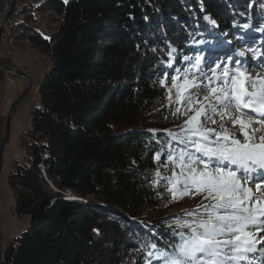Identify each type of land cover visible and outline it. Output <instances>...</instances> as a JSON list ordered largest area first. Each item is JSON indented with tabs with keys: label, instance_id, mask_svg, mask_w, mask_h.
<instances>
[{
	"label": "trees",
	"instance_id": "trees-1",
	"mask_svg": "<svg viewBox=\"0 0 264 264\" xmlns=\"http://www.w3.org/2000/svg\"><path fill=\"white\" fill-rule=\"evenodd\" d=\"M37 7L58 17L49 38L29 16L10 33L47 49L51 60L21 137L25 156L8 173L15 210L30 216V226L0 262L147 264L150 243L161 250L175 243V217L162 214L174 205L170 185L154 183L157 170L168 176L174 166L155 155L170 140L165 130L178 132L182 120L159 83L174 69L160 62L169 44L181 68L199 47L193 38L234 41L241 33L234 23L264 25V0H43Z\"/></svg>",
	"mask_w": 264,
	"mask_h": 264
},
{
	"label": "snow or ice",
	"instance_id": "snow-or-ice-1",
	"mask_svg": "<svg viewBox=\"0 0 264 264\" xmlns=\"http://www.w3.org/2000/svg\"><path fill=\"white\" fill-rule=\"evenodd\" d=\"M204 19L216 26V21L209 16ZM234 26L241 29L237 37L241 42L248 43L252 39L248 33L264 34V25L253 28L250 23H234ZM191 43L203 45L208 41L193 38ZM168 47L169 59L160 63L174 69V73L170 75L165 71L159 83L163 86L166 80L172 81L168 103L169 106L179 105L172 113L174 116L193 114L177 126L178 132L165 130L170 140L163 142L155 159L159 161L164 154L167 157L164 167L169 164L174 167L168 176L157 170L154 183L160 185V181H165L172 185L167 191L174 200L200 194L207 203L183 210L190 219L177 217L175 227L169 225L175 243L164 250L150 243L152 251L148 255L158 264H242L244 261L251 264L248 254L259 252L264 264V236H260L264 232V136L256 143L254 136L245 130L258 123L260 128L252 129L253 133L264 131V77L259 74L253 77L247 72L249 55L264 70V41L216 60H209L198 51L193 56L183 57L182 63L186 65L183 68L174 66L173 53L177 49L171 44ZM205 90L208 94L201 101L198 94ZM194 105L199 107L194 108ZM237 112L241 115H235ZM215 115L221 119L227 116L233 125L239 123L244 140L233 138L227 129L217 132L205 127L208 120L216 123L212 119ZM244 115L257 119L245 120ZM172 142H176L177 147H173ZM164 144L168 145L166 149ZM249 182L256 184L255 191L248 187Z\"/></svg>",
	"mask_w": 264,
	"mask_h": 264
},
{
	"label": "rangeland",
	"instance_id": "rangeland-1",
	"mask_svg": "<svg viewBox=\"0 0 264 264\" xmlns=\"http://www.w3.org/2000/svg\"><path fill=\"white\" fill-rule=\"evenodd\" d=\"M19 1H23V8H21L22 10L19 11V14L11 22L7 23L4 31L5 40L0 43L1 60L7 67L19 70V73L9 71L0 63V146L4 139L7 121L10 120L9 137L4 148L0 169V248L2 251L10 241L19 237L30 226V216L28 214H18L15 210V194L8 183V173L12 162L20 160L25 156V149L21 145V137L30 127L32 117L31 110L33 107L39 105L40 102L39 87L41 80L51 65L47 49L36 47L25 40L12 38L11 36L13 35L10 34L11 29L13 25L23 22L25 18L29 16L27 21L31 25H36L43 36L49 38L59 25V21H57L58 17L53 11H40L38 9L37 6L43 0ZM26 3L29 4L27 5ZM235 30H238V28H235ZM252 34L248 33V36H253L248 43L237 40V37L241 35V33L236 34L234 38L235 41L231 44L226 43V41H230L228 36L221 34L222 37L214 38L212 42L208 41L207 44L199 45L197 51L191 56L199 51L209 60H216L217 58H223L226 55L234 54L237 49L246 51L248 47H256L264 41V34L259 32ZM185 66L186 65L182 63L181 68ZM207 67H212V64L209 63ZM247 72L253 77L257 76V74L264 77V70L258 67L255 61L250 59V55ZM196 75L198 76L199 73L197 72ZM171 86V79L165 81L163 85V90L167 96V103L169 96L168 89L171 88ZM175 91V89L172 90L173 99H175ZM207 94V90L198 94L201 101L203 100V96ZM159 98V96L156 97L155 101L159 100ZM173 106L177 107L179 105ZM198 107L199 105H194V108ZM192 114V112H189L187 115L180 116L182 120L181 124ZM235 115L240 116L241 113L237 112ZM212 119H214L216 123H212L211 120H208L205 122V127L214 128L217 132L227 129L233 138L241 141L244 140V135L240 129L239 123L233 125L232 121L227 116L221 119L219 115H215L212 116ZM244 119L256 120L257 118L244 115ZM221 125H223V128H221ZM259 128L260 124L254 123L251 128L245 129L249 132L250 136H254V142L256 143L260 142V137L264 136V131H256L253 133L252 129ZM169 187H172V185ZM248 187L255 191L256 184L249 182ZM262 188H264V185H262ZM177 194L179 195V193ZM202 202L207 203L200 194L186 195L181 199L174 200L173 207L162 214L168 217L174 216L175 218L173 219L175 220L177 217L190 219V217L183 214V210L195 208ZM146 212H150V209ZM143 216L146 217L147 215L143 214ZM175 220L169 221V225L175 227ZM249 231L255 232L256 230L249 229ZM260 236H264V232L260 233ZM257 247L260 248V245H257ZM248 257L251 264H261L259 252L255 254L250 253ZM150 264H158V262L152 257V263ZM242 264H248V261H244Z\"/></svg>",
	"mask_w": 264,
	"mask_h": 264
},
{
	"label": "built area",
	"instance_id": "built-area-1",
	"mask_svg": "<svg viewBox=\"0 0 264 264\" xmlns=\"http://www.w3.org/2000/svg\"><path fill=\"white\" fill-rule=\"evenodd\" d=\"M19 2H20L19 0H0V25L5 20H11V19H5V11H12V18L18 15Z\"/></svg>",
	"mask_w": 264,
	"mask_h": 264
},
{
	"label": "water",
	"instance_id": "water-1",
	"mask_svg": "<svg viewBox=\"0 0 264 264\" xmlns=\"http://www.w3.org/2000/svg\"><path fill=\"white\" fill-rule=\"evenodd\" d=\"M0 63L3 65V67H5L6 69H8L9 71H13V72L19 73V70L18 69L7 67L4 64V62L1 60V58H0ZM9 131H10V120L7 121V125H6V128H5L4 139H3V142H2V144L0 146V169H1V165H2V157H3L4 148H5V145H6L7 141H8V137H9ZM0 239H1V236H0ZM1 253H2V250L0 248V259H1Z\"/></svg>",
	"mask_w": 264,
	"mask_h": 264
},
{
	"label": "bare ground",
	"instance_id": "bare-ground-1",
	"mask_svg": "<svg viewBox=\"0 0 264 264\" xmlns=\"http://www.w3.org/2000/svg\"><path fill=\"white\" fill-rule=\"evenodd\" d=\"M21 8H23V1H20L19 4H18V14H19V11L22 10ZM14 18L15 17L12 18V11H5V19H11V20H5L0 25V32H1V34H0V41L1 42L5 40V38H4V31H5V28H6L7 23L11 22Z\"/></svg>",
	"mask_w": 264,
	"mask_h": 264
}]
</instances>
